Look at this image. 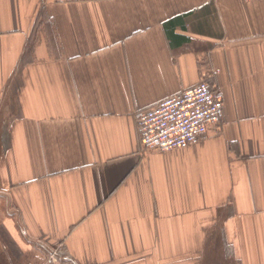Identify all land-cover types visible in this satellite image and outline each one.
<instances>
[{
  "label": "crops",
  "instance_id": "crops-1",
  "mask_svg": "<svg viewBox=\"0 0 264 264\" xmlns=\"http://www.w3.org/2000/svg\"><path fill=\"white\" fill-rule=\"evenodd\" d=\"M201 81L222 122L144 152ZM0 217L70 264H264V0H0Z\"/></svg>",
  "mask_w": 264,
  "mask_h": 264
},
{
  "label": "built area",
  "instance_id": "built-area-1",
  "mask_svg": "<svg viewBox=\"0 0 264 264\" xmlns=\"http://www.w3.org/2000/svg\"><path fill=\"white\" fill-rule=\"evenodd\" d=\"M251 2L254 0H243ZM144 152L166 153L198 144L223 120L222 95L207 82L134 116Z\"/></svg>",
  "mask_w": 264,
  "mask_h": 264
},
{
  "label": "rangeland",
  "instance_id": "rangeland-1",
  "mask_svg": "<svg viewBox=\"0 0 264 264\" xmlns=\"http://www.w3.org/2000/svg\"><path fill=\"white\" fill-rule=\"evenodd\" d=\"M63 258L57 250L47 248L36 253L24 252L17 243L0 232V264H70Z\"/></svg>",
  "mask_w": 264,
  "mask_h": 264
}]
</instances>
